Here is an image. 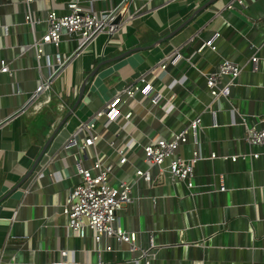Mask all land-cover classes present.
I'll return each mask as SVG.
<instances>
[{
    "label": "crops",
    "instance_id": "obj_1",
    "mask_svg": "<svg viewBox=\"0 0 264 264\" xmlns=\"http://www.w3.org/2000/svg\"><path fill=\"white\" fill-rule=\"evenodd\" d=\"M68 1L36 0L33 17L40 22L33 36L22 0H0V60L11 69L0 72V264H264V144L244 139L245 125L258 126L264 116V0H243L230 9V0H212L205 8L209 0H135L137 16L115 35H98L64 66L51 89L20 113L48 68L28 44L45 31L46 11L64 14ZM77 1L91 13L117 2ZM216 32V49L197 52ZM76 45L63 36L58 46L45 44L44 53L54 62L55 54L69 55ZM172 50L180 57L154 82L155 91L163 95L158 103L137 94L124 128L121 119L112 123L82 154L76 144L66 147L81 122ZM251 56L257 57L255 65ZM223 60L237 63L241 72L228 98L213 99L206 75ZM94 69L78 106L68 115L85 76ZM227 81L224 77L222 84ZM196 116L201 118L198 143L190 139L181 147L185 157L194 148L203 155L194 165L192 187L156 168L150 182L137 178L133 167L142 166L138 148L128 154L127 164H117L116 147L128 140L143 144L170 138ZM78 137L81 143L83 134ZM94 154L104 165L114 166L115 184L125 176L132 182V202L118 212V222L136 232V250L110 237L94 242L89 230L81 237L68 229L62 206L79 179L74 155H80L82 166L91 167ZM233 155L238 156L235 161L222 157Z\"/></svg>",
    "mask_w": 264,
    "mask_h": 264
},
{
    "label": "built area",
    "instance_id": "obj_2",
    "mask_svg": "<svg viewBox=\"0 0 264 264\" xmlns=\"http://www.w3.org/2000/svg\"><path fill=\"white\" fill-rule=\"evenodd\" d=\"M36 0H22L25 7L24 21L30 23V30L34 36L35 26L40 20L33 17L32 4ZM135 0H117L112 8L102 9L97 13H91L83 9L77 0H70L66 3L68 12L59 14L54 9L46 11L45 22L46 29L40 37H33L28 47L34 50L35 58L40 60L44 58L47 68V74L40 77V82L30 93L27 101L20 107L19 112L25 111L26 107L37 100L41 94L51 89L52 83L59 77L64 66L80 52H83L98 35L117 34L122 26L131 18L138 14L134 6ZM176 0H163V4H169ZM234 3L243 4V0H230L227 8L233 7ZM119 20L114 23V20ZM3 31L7 33L8 26L3 25ZM66 36L77 42L76 48L69 55L60 57L55 54L54 62L49 59V55L44 53L45 44H54L58 46L59 42ZM219 33H214L210 38L204 40L196 51L200 52L208 47L211 50L216 49L215 39ZM180 54L177 50H172L165 54L159 62L150 67L148 70L139 74L133 82L125 85L118 90L111 98L106 100L101 108L97 109L88 120L79 124L70 139L66 142V147L78 145L80 154L84 153L89 146H93L98 140L103 138V132L107 131L112 123L122 120V128L130 122L133 114L132 101L137 94H143L152 104L158 103L163 97L162 92L155 91L154 82L159 79L162 71L166 70L167 65L174 62ZM253 65L257 62L256 56L250 59ZM10 67L6 60H0V72H10ZM241 72V67L230 60H223L218 69L206 75V85L213 99L218 97L228 98L229 90L235 78ZM224 77L228 81L222 84ZM124 110L121 109L125 106ZM101 119L103 120L102 123ZM245 123V116H241ZM258 126L245 125L244 139L251 145L264 144V116L258 121ZM201 127V118L196 116L191 119L180 130L172 133L170 138L157 137L150 139L148 142L139 144L136 141L128 140L124 144L116 147L118 157L117 164H127L129 162L128 154L138 148L141 155L142 166H134V173L137 178L146 182L152 179L151 170L156 168L159 172H167L172 179L183 181L187 187H192L193 168L195 163L203 158L199 148H194L190 156L185 157L181 153L182 145L190 139L192 143L197 144L196 133ZM79 134H83V140L79 141ZM110 145L113 141L110 140ZM255 153L253 156H257ZM245 154H242L244 157ZM216 157L215 153L210 155ZM231 161L237 159V155L222 156ZM78 181L67 192L63 206L62 214L68 219V229L85 236L89 230L92 233L94 242H99L104 237L114 238L118 243L125 242L129 244L130 250H136V232L126 230L118 222V212L126 205L132 202V182L126 176L115 184L113 177V165H104L100 156L94 154V161L91 167L82 166L80 155L79 158L74 155ZM221 190L224 186L221 184ZM111 246L107 245L106 249ZM67 251L61 252L66 256ZM143 256V254H141ZM58 263V262H55ZM60 264H71L66 260Z\"/></svg>",
    "mask_w": 264,
    "mask_h": 264
},
{
    "label": "water",
    "instance_id": "obj_3",
    "mask_svg": "<svg viewBox=\"0 0 264 264\" xmlns=\"http://www.w3.org/2000/svg\"><path fill=\"white\" fill-rule=\"evenodd\" d=\"M212 0H209L204 6H202L203 8L207 7L210 3H211ZM119 20V17H117L115 20H114V23H116L117 21ZM129 51H127L128 53ZM124 55V54H123ZM122 55V56H123ZM121 56V57H122ZM96 74V69H94L92 72H90L88 75L85 76L81 86H80V90H79V93H78V97H77V100L75 101L74 105L71 107V110H69L68 112V115H70L75 109L76 107L78 106L80 100H81V97L83 95V92H84V88H85V84L86 82L88 81V79L92 76H94ZM65 119H62L61 120V123L58 124V126L55 128V130L52 132V134L49 136V138L47 139V141L45 142V144L42 146L38 156L36 157L33 165L31 166V168L29 169V171L27 172L26 176H29L33 170L35 169V167L37 166L38 162L40 161L41 157L43 156V154L45 153L48 145L51 143V141L53 140L54 138V135L58 132L59 128L61 127V125L64 123Z\"/></svg>",
    "mask_w": 264,
    "mask_h": 264
}]
</instances>
